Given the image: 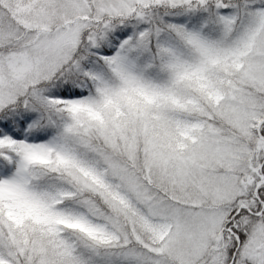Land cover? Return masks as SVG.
I'll use <instances>...</instances> for the list:
<instances>
[{
  "label": "snow or ice",
  "instance_id": "snow-or-ice-1",
  "mask_svg": "<svg viewBox=\"0 0 264 264\" xmlns=\"http://www.w3.org/2000/svg\"><path fill=\"white\" fill-rule=\"evenodd\" d=\"M0 264H264V0H0Z\"/></svg>",
  "mask_w": 264,
  "mask_h": 264
}]
</instances>
